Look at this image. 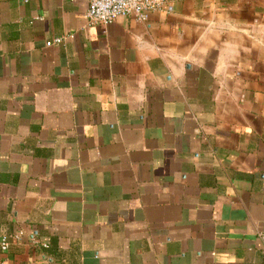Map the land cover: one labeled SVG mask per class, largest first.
<instances>
[{
  "label": "crops",
  "instance_id": "crops-1",
  "mask_svg": "<svg viewBox=\"0 0 264 264\" xmlns=\"http://www.w3.org/2000/svg\"><path fill=\"white\" fill-rule=\"evenodd\" d=\"M89 1L0 0V264H264V0Z\"/></svg>",
  "mask_w": 264,
  "mask_h": 264
},
{
  "label": "built area",
  "instance_id": "built-area-1",
  "mask_svg": "<svg viewBox=\"0 0 264 264\" xmlns=\"http://www.w3.org/2000/svg\"><path fill=\"white\" fill-rule=\"evenodd\" d=\"M164 0H90L85 19L89 26H109L118 18H132L135 21L145 23L150 14L161 11ZM60 38L48 43H59ZM19 235L0 237V249L5 251L10 240H18Z\"/></svg>",
  "mask_w": 264,
  "mask_h": 264
}]
</instances>
